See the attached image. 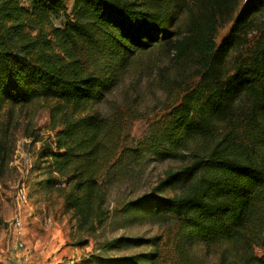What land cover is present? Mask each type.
<instances>
[{
	"label": "trees",
	"instance_id": "16d2710c",
	"mask_svg": "<svg viewBox=\"0 0 264 264\" xmlns=\"http://www.w3.org/2000/svg\"><path fill=\"white\" fill-rule=\"evenodd\" d=\"M241 1L74 0L68 12L64 0H0V114L37 101L51 104L53 136L37 167L46 188L64 185L65 209L80 228L94 230L108 215L101 178L123 153L112 124L90 110L120 70L165 47L175 61L197 66L199 79L180 83L177 100L130 152L151 149L181 161L162 183H181L183 190L168 197L153 191L127 207L181 221L178 262L192 258L185 244L197 242L218 256L217 264H264V29L232 70L223 67L264 10V0H246L240 9ZM238 11L218 46L215 33ZM182 14L187 29L168 36V22ZM2 151L0 143V176ZM156 239L149 242L157 246ZM160 260L153 250L93 255L81 264ZM189 264L202 263L196 255Z\"/></svg>",
	"mask_w": 264,
	"mask_h": 264
},
{
	"label": "rangeland",
	"instance_id": "374dc122",
	"mask_svg": "<svg viewBox=\"0 0 264 264\" xmlns=\"http://www.w3.org/2000/svg\"><path fill=\"white\" fill-rule=\"evenodd\" d=\"M64 1L71 12L74 0ZM245 1H241L240 9ZM238 14L239 11L219 26L214 37L218 46L229 36ZM59 23L60 20L54 21ZM187 27L186 14L179 15L168 22L167 35ZM263 29L264 10L226 56L224 71L232 70L247 55ZM173 55L163 47L152 48L138 57L127 70L119 71L116 81L104 89V99L90 110L108 119L123 150L115 167L101 178L108 215L94 230L78 226L65 209L64 185L46 188L45 176L37 167L40 159L46 158L41 152L53 136L47 129L51 104L37 101L8 107L0 114V143L6 158L0 176V264H81L82 258L93 255L121 257L153 250L159 251L160 264H189L196 255L202 264H217L218 256L207 253L197 242H185L193 256L178 262L176 254L182 250L181 221L170 216L151 218L145 209L127 207L153 191L168 197L183 190L181 183H162L168 172L183 165L181 161L160 156L151 149H144L137 156L130 152L147 135L150 125L177 100L182 90L180 83L191 84L199 79L197 66L191 61L177 62ZM20 187L27 193L26 202L18 197ZM16 213H20L23 222L21 234L10 228ZM131 238L144 242L132 245L128 240ZM154 238L157 246L149 242Z\"/></svg>",
	"mask_w": 264,
	"mask_h": 264
},
{
	"label": "built area",
	"instance_id": "2783aa9c",
	"mask_svg": "<svg viewBox=\"0 0 264 264\" xmlns=\"http://www.w3.org/2000/svg\"><path fill=\"white\" fill-rule=\"evenodd\" d=\"M27 162H29L27 160ZM59 186V185H58ZM18 197L22 202H26L27 201V193L24 190L23 187H20L19 191H18ZM14 227L15 229H17V233L21 234V229L23 228V222H22V218L20 216V213H16V215L13 217L12 223H11V227ZM18 246H23V243L20 241L18 243Z\"/></svg>",
	"mask_w": 264,
	"mask_h": 264
}]
</instances>
